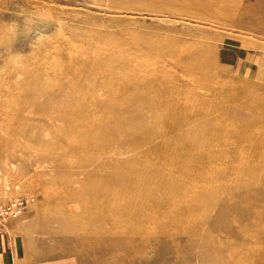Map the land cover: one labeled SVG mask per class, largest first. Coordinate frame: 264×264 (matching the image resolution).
<instances>
[{"label":"rangeland","instance_id":"1","mask_svg":"<svg viewBox=\"0 0 264 264\" xmlns=\"http://www.w3.org/2000/svg\"><path fill=\"white\" fill-rule=\"evenodd\" d=\"M38 9L51 42L0 40V264H264V0H0V32Z\"/></svg>","mask_w":264,"mask_h":264},{"label":"clouds","instance_id":"2","mask_svg":"<svg viewBox=\"0 0 264 264\" xmlns=\"http://www.w3.org/2000/svg\"><path fill=\"white\" fill-rule=\"evenodd\" d=\"M20 16L23 17L22 26L16 21H12L7 25L4 32H0V40L8 38L10 41L14 42L18 36L24 35H34L35 39L32 44L44 46L46 43L51 42L52 33H47V28L50 24L54 23L57 32L63 27L62 21L53 18L49 13L44 10H33V11H22ZM8 48L7 50H9ZM9 56L18 59L16 54H9Z\"/></svg>","mask_w":264,"mask_h":264},{"label":"built area","instance_id":"3","mask_svg":"<svg viewBox=\"0 0 264 264\" xmlns=\"http://www.w3.org/2000/svg\"><path fill=\"white\" fill-rule=\"evenodd\" d=\"M13 202L15 203H0V221L3 219L13 215H17L18 213L23 211L24 202L21 199H15ZM7 204V205H5Z\"/></svg>","mask_w":264,"mask_h":264}]
</instances>
